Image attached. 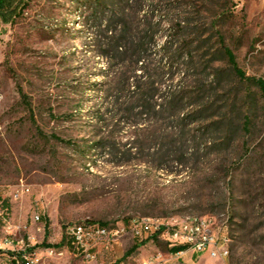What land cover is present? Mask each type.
Returning a JSON list of instances; mask_svg holds the SVG:
<instances>
[{
	"label": "rangeland",
	"instance_id": "rangeland-1",
	"mask_svg": "<svg viewBox=\"0 0 264 264\" xmlns=\"http://www.w3.org/2000/svg\"><path fill=\"white\" fill-rule=\"evenodd\" d=\"M18 1L15 17L0 21V242L29 244L38 264H137L168 247L127 235L91 262L72 246L60 257L44 250L59 249L65 227L83 221L127 228L140 218L205 217L229 254L207 264H264V99L213 56L219 34L245 76L264 81V0H124L115 12L101 0L106 9L96 19L94 0ZM111 21L117 36H151L143 65L105 57ZM179 21L200 24L203 35L188 73L170 71L159 48ZM142 68L163 75L155 78L160 100L169 86L196 94L199 83H211L209 118L176 127L167 113H127L133 95L111 76L138 77ZM212 123L217 129L207 133ZM180 132L189 141L170 145Z\"/></svg>",
	"mask_w": 264,
	"mask_h": 264
},
{
	"label": "trees",
	"instance_id": "trees-1",
	"mask_svg": "<svg viewBox=\"0 0 264 264\" xmlns=\"http://www.w3.org/2000/svg\"><path fill=\"white\" fill-rule=\"evenodd\" d=\"M94 1L95 3L93 4V7L95 8V11L93 13V17L96 19L98 17V13L104 11L106 7L102 4L101 0ZM111 1L112 6L110 7L113 9V12H115L117 7L120 6L121 2L124 0ZM20 4L21 2L18 0H0V21L3 23H8L11 19H13ZM222 7L223 5L218 6V9L221 10V13L224 12L221 9ZM116 25L117 23L112 21L107 25L106 33H110V36H107L106 38L108 54L105 57L109 59L110 63H113L115 60L121 58L128 59L134 68L135 65H143L142 56L145 51L144 48L149 43L148 41H150L151 36H149L147 33L144 36H138L134 34L128 35L125 31H123V34L121 33L120 36H117L116 30H112V28H115ZM200 27L201 25L198 23L194 25L192 22L186 23L183 21L176 22L170 27V34L164 37L162 45L159 46L160 53L163 55L162 58L166 62L165 66H167L170 71L174 68V65H177L180 69L181 67H184L183 69H185L187 73L195 69L194 66L196 56L193 55L192 51L190 50L193 49V47H196V49L197 47H201V37L203 35L200 31ZM214 27L215 24H213L212 28ZM216 41L218 48L213 53V56L221 57V59L226 62L229 71L236 79H238L239 82H241V84L249 83L254 85L258 89L260 97L264 99V81L247 78L244 72L238 68L234 54L225 45L224 39L219 34L216 35ZM109 54H114V56L109 57ZM111 67L114 66L111 65ZM141 71L142 72L140 73V76H134L133 78L129 77L128 73L126 72L120 74L119 70H116V72L112 73L111 78L117 87H119L118 91L122 94L124 92H128L129 94L131 93L133 95V97L127 98L128 102L126 104L128 105V108L125 110L127 113L132 114L133 111H137V109L140 111L138 115L148 113H167L170 119H174L176 123H179V126L176 127H182L189 120L191 123H196L209 118H207V115H209L215 103L211 98L213 93L211 83L208 85H202L199 83L196 88V94H194V92H187L182 88L172 90L171 86L167 88L165 87V94H167V97L165 96V98L160 100L161 98L157 97V93L159 91L157 83L159 82H157L156 79L159 77L162 78L163 75L151 74L147 70L143 71V68ZM135 73L136 70L134 69V75H136ZM178 75H182V77L186 76L183 70L182 72L179 71ZM215 75L216 74H211V77H214L213 79L216 80L219 77V74L216 76ZM130 79H133L131 83L129 82ZM167 81L172 82V76L171 78L167 79ZM121 95L114 98L117 105H120L121 99L126 97ZM158 99L160 102H158ZM185 107H197V109L190 115L185 116L183 113ZM222 120L224 121L225 117H223ZM215 125L216 124L214 123L208 124L205 127L206 132L210 133V131H216L217 126ZM180 134L182 133H179V139L174 140V143L171 142L170 145L174 146L177 141H179L178 144L183 146L185 145V142L187 143L189 141V138L187 135L185 136V133H183L182 136H180ZM194 140L195 138L193 137V141ZM99 224L105 225L102 223ZM62 245L63 240L55 247H61ZM45 248H52V246L46 245ZM136 249L137 246L134 245L127 252V255L133 253ZM183 250L185 249L180 247L169 249V252L177 253ZM30 251H33V248ZM2 256L8 257V264H20V260L17 255L11 253H0V257Z\"/></svg>",
	"mask_w": 264,
	"mask_h": 264
},
{
	"label": "built area",
	"instance_id": "built-area-1",
	"mask_svg": "<svg viewBox=\"0 0 264 264\" xmlns=\"http://www.w3.org/2000/svg\"><path fill=\"white\" fill-rule=\"evenodd\" d=\"M18 197L19 194H16L15 198ZM127 235L136 239L156 237L162 240L168 249L183 247L196 254H207L212 260H225L229 255L226 247L227 238L209 218L205 217H188L181 221L172 220L167 224L159 219L140 218L131 220L127 228L83 221L67 225L64 229L63 245L59 249L46 248L44 254L48 257H60L72 246L71 250L75 255L91 262L101 250H109L113 244ZM31 249L29 244L22 240L5 239L0 242V253L17 255L20 264H38L37 254L30 251ZM185 250L177 252L176 258L163 259L160 255L137 264H184L179 257Z\"/></svg>",
	"mask_w": 264,
	"mask_h": 264
},
{
	"label": "crops",
	"instance_id": "crops-1",
	"mask_svg": "<svg viewBox=\"0 0 264 264\" xmlns=\"http://www.w3.org/2000/svg\"><path fill=\"white\" fill-rule=\"evenodd\" d=\"M176 258V253H167L163 255V259ZM184 264H207V254H196L191 250L185 252L179 257Z\"/></svg>",
	"mask_w": 264,
	"mask_h": 264
}]
</instances>
